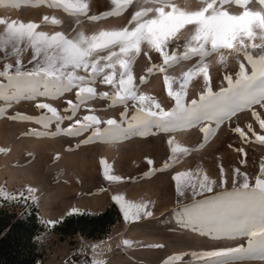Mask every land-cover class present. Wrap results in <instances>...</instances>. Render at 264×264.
I'll return each instance as SVG.
<instances>
[{"label":"snow or ice","instance_id":"snow-or-ice-1","mask_svg":"<svg viewBox=\"0 0 264 264\" xmlns=\"http://www.w3.org/2000/svg\"><path fill=\"white\" fill-rule=\"evenodd\" d=\"M13 8L21 5H46L65 14L66 20L44 16V25L63 28L54 32L38 31L40 24L0 19V52L5 61L15 57V65L5 63L0 70V117L20 101L36 102L38 116L21 112L8 119L29 121L39 128L29 130L36 137L63 135L81 137V144L116 143L134 136L166 133L170 155L161 167H149L145 176L163 172L179 163L195 149L182 146L176 133L199 127L203 141L215 135L217 129L250 111L251 116L264 130V118L255 106L264 109V0H110L106 10L93 12L92 0H0V5ZM109 18H123L120 26L96 29L95 25ZM184 37L183 42L180 38ZM261 41L256 43L255 41ZM21 45L30 47L31 58L27 67L21 59ZM146 57V64L139 76L134 74L138 58ZM216 56L217 62L227 67L228 57L233 56L237 68L223 76L224 84L213 88L209 74L208 58ZM195 61L177 80L168 70L182 62ZM156 73L163 74L167 96L173 101L165 109L153 97L141 93L140 85ZM196 77L203 78V87L197 98H188V87ZM97 81L109 85L114 92H97ZM178 88L173 89V84ZM74 93L66 101L63 113L52 103L65 94ZM107 101V107L123 106L119 118L101 119L89 106L96 99ZM131 102L132 111L129 112ZM81 109L89 114L78 117ZM68 121L67 127H63ZM54 126V130H53ZM232 131L248 141L246 131L238 124ZM256 142L264 144V135L247 125ZM71 150V149H69ZM2 151V150H0ZM238 152H243L240 148ZM148 165L153 161L148 159ZM104 179L112 186L124 177L112 174L111 166L101 160ZM220 183L207 174L198 183L191 172L173 176L178 198L190 191L191 202L178 204L174 210L177 222L200 236L213 240L244 239L245 244L193 251L171 255L163 264H177L185 255V264H241L246 260L264 262V162L260 165L255 182L236 169L231 189L224 170H220ZM130 179V178H129ZM218 188V191H214ZM10 194L0 188V198L20 202L23 199L38 202L37 190ZM123 220L136 225L151 218L154 212L148 202H131L121 194L112 196ZM69 215H82L72 208ZM55 227L58 221L44 222ZM123 245L132 246L125 239ZM97 245L92 249L95 253ZM149 247L162 248L163 245ZM89 264H105L95 256Z\"/></svg>","mask_w":264,"mask_h":264},{"label":"rangeland","instance_id":"rangeland-1","mask_svg":"<svg viewBox=\"0 0 264 264\" xmlns=\"http://www.w3.org/2000/svg\"><path fill=\"white\" fill-rule=\"evenodd\" d=\"M109 4L110 0H92V10L93 12L106 10ZM46 15L66 20L64 13L42 4L38 6L21 5L18 8H13L6 3L0 5V19H7L9 22L13 20L25 23L34 22L41 25L38 31L49 33L63 30L51 24L44 25L43 17ZM123 23V18H109L96 24L95 28L120 26ZM2 30L3 25H0V31ZM183 39L184 37L180 38L181 43ZM255 42L261 43L259 40ZM21 48L23 64L31 67L28 64L31 58L30 47L21 45ZM217 60L218 58L213 56L206 61L210 65L209 74L214 89L225 83L223 76L226 73L234 72L237 68L233 56L228 57L227 67L220 65ZM194 62V60L182 62L169 69L167 74L178 80ZM5 63L15 65V57L5 61L3 53L0 52V70L3 69ZM145 64L146 57L138 58L134 66V74L137 76L142 74ZM95 87L98 93L111 94L115 91L111 86L101 84L99 81ZM202 87L203 78L196 77L188 87V98H197ZM176 88L178 84L174 83L173 89ZM140 91L155 98L165 109L173 104L167 96L163 74L156 73L149 77L146 84L140 85ZM68 99H74V93L65 94L59 100L43 102L52 103L61 114H64L63 108L67 106ZM35 103L20 101L13 104L5 115L0 117V150H2L0 151V188L10 194L25 191L27 195V187H32L37 190L36 195L39 197L38 202L30 199L26 202L23 199L15 202L0 198V201L5 202L10 211L14 210L23 220L36 213L37 218L42 222L62 220L74 207L80 209L82 213L98 214L114 202L110 199L104 207L100 208L91 205L93 199L110 192L112 196L116 194L124 197L129 194L134 195L137 203L148 202L154 212L153 217L133 225L123 220L118 206L114 204L120 214V219L110 228L105 239L89 238L81 234H76L74 237H62L58 235L54 227L45 224L43 230L39 231L34 238L42 253L39 264H89L94 256L97 260H103L105 264H163V261L171 255L246 243L244 239L213 240L183 228L177 222L174 210L178 204L190 203L191 193L189 191L184 198H178L173 176L179 172H191L192 181L198 183L202 176L207 174L211 180L219 184L220 170L223 168V178L227 181L225 187L231 189L234 171L239 169L241 173L247 174L250 183H254L255 177L259 174L260 165L264 162V144L256 142L252 133L247 131V125L252 124L253 131L258 135H264V130L260 129L250 111L238 113L232 121L222 124L215 135L206 142L203 141V134L199 127L176 133V139L182 146L195 150L183 156L179 163L169 169L145 176L144 173L149 167H161L170 155L167 145L168 134L134 136L111 144L96 142L81 144L77 147L81 137L73 138L63 135L36 137L27 133L30 129H38L39 125L29 121L8 119L16 112L38 116L40 110L35 107ZM107 104V101L98 98L89 102V106L95 109L91 114L104 120L118 119L123 106L109 108ZM2 105L3 102L0 101V106ZM255 107L264 118V109L259 106ZM131 111L130 102L129 112ZM86 114L89 113L81 109L78 117ZM68 123L65 121L62 126L67 127ZM237 124L246 131L247 142L232 131ZM240 148L244 149L242 153L237 151ZM102 159L111 166L112 174L124 177V181L115 186L110 185L103 176L100 164ZM148 159L153 161L151 166L147 163ZM87 182L89 184L84 185ZM72 185L75 186L73 190L67 189ZM218 190V188L214 189V191ZM46 200L50 203V213L47 215L42 213ZM125 239L132 241L131 247L123 245ZM93 245H97L95 253L92 249ZM150 245H163V247H149ZM189 259L190 256L185 255L184 260L177 264H185V261ZM241 264H264V262L246 260Z\"/></svg>","mask_w":264,"mask_h":264},{"label":"trees","instance_id":"trees-1","mask_svg":"<svg viewBox=\"0 0 264 264\" xmlns=\"http://www.w3.org/2000/svg\"><path fill=\"white\" fill-rule=\"evenodd\" d=\"M120 214L114 204L102 213L67 215L59 220L54 229L62 237L81 234L89 238L105 239L110 228L118 222ZM45 223L36 213L23 220L15 211H10L5 202L0 201V264H39L42 253L34 240Z\"/></svg>","mask_w":264,"mask_h":264},{"label":"bare ground","instance_id":"bare-ground-1","mask_svg":"<svg viewBox=\"0 0 264 264\" xmlns=\"http://www.w3.org/2000/svg\"><path fill=\"white\" fill-rule=\"evenodd\" d=\"M107 154V153H106ZM89 182V181H88ZM84 183V185L85 184H89V183ZM74 185H72V186H70L69 188H67V189H69V190H73L74 189ZM135 196L134 195H126L125 196V199L126 200H128V201H131V202H136V199L134 198ZM110 199H112V194L110 193V192H106V195H101V196H96L94 199H93V201H92V203H91V205L93 206V207H104V205L110 200ZM49 202L46 200L45 201V203H44V210H43V212L42 213H44L45 215H47V214H49L50 213V210H49Z\"/></svg>","mask_w":264,"mask_h":264}]
</instances>
